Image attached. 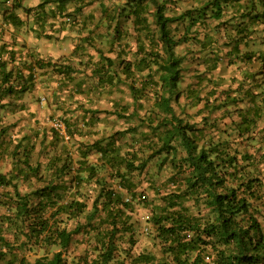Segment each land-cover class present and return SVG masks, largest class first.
<instances>
[{"label":"trees","instance_id":"obj_1","mask_svg":"<svg viewBox=\"0 0 264 264\" xmlns=\"http://www.w3.org/2000/svg\"><path fill=\"white\" fill-rule=\"evenodd\" d=\"M120 1L117 17L129 19L138 35L132 54L124 53L128 43L116 50L121 38L119 32L111 40L103 41L98 33L100 25H91L92 12L86 8L97 0H0V109L7 108L12 101L22 100L27 106L35 85H47L49 81L58 87L52 91V98L60 99L63 104L68 96H87L85 103L76 104L80 115H84L82 110L93 111L86 124L96 123L99 115L136 116L148 103L149 111L140 118L142 124L147 121L145 129L150 131L151 140L156 139L148 145L151 148L161 141L158 149H151L142 159L135 152H127L126 156L118 154L115 134L119 132L104 135L93 143H78L75 135H80V131L74 126L79 118L69 116L73 112L64 107V124L73 142L71 150L63 146L65 142L60 141L54 130H49L48 143L53 148L47 153L45 163L48 175L43 176L41 164L30 161L35 145L30 143L29 136L18 138L11 150L17 157L15 164L8 174L0 172V264H81L80 258L69 263L63 250L85 227L94 229L98 240L105 236L98 248L97 264H108L113 258L115 236L130 231L128 220L133 212L121 196L127 191L124 189L129 181L125 173L141 170L150 158L162 152L175 153L174 146H170L175 139L185 156L180 164H172L176 171L166 180L171 188L164 194L156 192L158 204L155 206L152 200L146 215L151 223L147 230L152 228L154 236L164 245L163 256L155 260L153 256L138 254L133 263L264 264V234L253 212L264 178V127L256 130V122L264 117V50L258 49V54L247 50L249 45L260 44L255 24L264 25V0H245L244 4L233 0L232 10L239 14L226 21L224 7L230 0H196L197 6L173 14H168L167 8L172 0ZM176 1L174 7L179 2ZM98 5L102 17L111 22L113 14L108 13L104 2L98 0ZM148 5L152 6L151 11L146 9ZM17 10L26 18L31 15L32 21L27 26ZM209 20L231 24V35L225 42L230 46L228 54L248 64L258 63V69L245 72L236 86L210 91V96H214L212 101L205 97L206 115L202 121L207 122L215 111L223 109L229 122H224L226 129L219 136L199 143L197 139L203 137L205 123L198 127L184 122L172 106L173 98L178 95L183 59L176 48L193 39L198 40L200 49L208 46L218 49L206 30ZM178 22L185 25L181 36L170 30V25ZM198 25L202 31L196 36ZM29 32L51 41L77 39L82 44H76L67 57L42 60L26 44L24 37ZM98 42L107 46V54ZM71 58L77 63H70ZM86 75L91 86L85 84ZM120 87L127 90L130 103L120 104L116 93ZM101 88L111 91L112 110L85 108L91 104L89 93L96 94ZM32 105L30 102L27 115L20 112L28 118L42 120L51 114L50 111L43 117L38 114L36 104L33 108ZM4 123L0 121V153L14 143L9 132L14 124ZM136 130V127L127 128L120 133ZM258 134V147H253L258 143ZM41 136L43 144L48 135L43 132ZM181 171L185 173L183 177ZM32 177L41 185L22 191L18 181L25 183ZM93 192L97 194L91 199ZM186 201L191 204L185 205ZM99 212L105 214L104 218H97ZM95 218L96 224L92 222ZM81 219L84 223L79 222ZM69 221L75 222L72 229L67 226ZM103 223L106 227L100 230ZM51 247L58 249L50 254L45 252ZM34 249H43L45 253L29 261L26 252Z\"/></svg>","mask_w":264,"mask_h":264},{"label":"rangeland","instance_id":"obj_2","mask_svg":"<svg viewBox=\"0 0 264 264\" xmlns=\"http://www.w3.org/2000/svg\"><path fill=\"white\" fill-rule=\"evenodd\" d=\"M108 8V13L113 14L111 22L107 23V19L102 17L98 0L97 2H93L90 7L88 6L86 9L92 12L93 22L92 24L100 25L98 29L99 36L103 41L111 38H114L117 32L121 34V38L119 39V44L116 45V50L119 48H123L126 46L125 44H129L126 48L124 47L125 52H132L135 50V41L137 38V34L135 32L134 25L129 19H124L121 15L117 17V13L120 9L118 5V0H101ZM124 0L120 2L123 3ZM172 0V5L167 4V8H169L168 14L173 13H181L188 8H193L197 6L198 1L196 0H177L179 2L175 3L176 7H174ZM241 2H245V0H240ZM233 0L227 2L224 7L223 20L226 21L229 18H236L239 13H234L235 10L233 8ZM148 11H151L153 8L151 5L146 7ZM176 9V10H175ZM1 12V9H0ZM17 14L22 15L24 22H26V26L31 19V15L26 18L24 14L20 10L16 11ZM21 12V13H20ZM235 14V15H234ZM116 19H118V23L115 26ZM51 22V21H49ZM59 22V20L57 21ZM226 24V27L224 26ZM1 25V24H0ZM71 25V24H70ZM115 26V27H114ZM184 23L178 22L170 25V30L172 34L176 36H181L184 32ZM229 23H218L217 21L209 20L208 26L206 27L209 39L214 41L215 47L218 49H214L212 47H207L205 49H200V44L197 43L196 40L190 39L184 45L176 48L177 54L182 57V73L180 77V82L177 87L178 95L173 98L172 106L176 112V114L183 119L184 122H188L189 124H196L198 127L204 126L203 137L197 139V142H204L209 137L216 138L220 135L221 131L226 129L224 122L228 123L229 118L224 116V110H218L214 112V115L210 116L207 122L202 121V116L206 115L205 111H203L204 99L206 96L210 98V101L213 100L214 96H210L209 92L216 90V92L221 89L227 88L229 85L236 86L240 83L244 77L245 72H256L258 69V63L248 64L247 62H243L240 59H235L232 55H229L230 46H226L228 41V37L231 35ZM258 28V24H255ZM202 31V27L200 25L196 26V36H198V32ZM3 36V35H2ZM1 37V34H0ZM0 41L1 38H0ZM9 42V41H8ZM121 42V43H120ZM225 44V45H224ZM257 44V43H256ZM99 48L103 49V52L107 54V46L101 45V42H98ZM264 50V44L261 48ZM217 50V51H216ZM244 50V49H242ZM246 50V49H245ZM249 52H256L258 54V46L257 45H249ZM217 62L214 60L217 57ZM113 56V55H112ZM88 77V75H86ZM258 80V79H257ZM260 80V79H259ZM88 82L89 86H91V81H85V84ZM36 83L38 81L36 80ZM47 85L38 86L39 93L37 96L33 95L32 100H27V106L24 101L21 100L14 102L12 101L7 108L0 109V121L5 122L4 124H14L11 127L9 132L11 131V135L13 136L14 143L8 146L6 151L0 153V172L9 173L12 169V165L15 164L16 154L13 155L11 150L18 138L23 135L29 136L30 143L35 145V149L31 154V163L35 164L39 162L42 166L41 173L43 176H47L48 172L45 168V163L47 159V153L52 151L53 145H50L48 142L50 140V135L48 134L49 130H54L50 123L52 119L60 120L64 124V112H63V102L60 99L52 98V91L54 89L58 90L57 83L51 84V82H47ZM45 84V83H44ZM88 86V85H87ZM86 86V88H87ZM35 87L34 89H36ZM102 90H98L96 92V97L100 98L102 102L101 109H107L108 111L112 110L111 107V91L106 90L105 88H101ZM116 91L117 97L120 99V104H124L126 102L130 103V99L128 96V92L126 89L117 88ZM119 91V92H118ZM255 92H258V88L255 89ZM32 95V94H31ZM114 95V92H113ZM59 96L60 93H59ZM43 103L41 102L42 100ZM201 99V101L199 100ZM200 101V102H199ZM30 102L35 105L39 104L40 109H44L47 112L51 111V114L44 118L43 120L35 117L28 118L23 115L26 114V109ZM21 106V107H20ZM114 109V108H113ZM20 111H23L20 112ZM132 109L130 108L127 113L131 114ZM149 111V105L146 103L143 109L139 110L136 116H129L123 118L124 114L120 117H116V115L112 116H103V122L107 123L108 126H111V130L104 131V135L119 132V134H115L117 139L116 150L120 156H126V153L135 152L139 159H142V156H147L152 150L158 149L161 144V141L157 144L151 146L149 143L156 142V139L151 140L150 131L146 130L147 121H144V124L141 123L140 118H144L145 113ZM203 111V112H202ZM27 115V114H26ZM234 119H238L236 115H233ZM106 119V122L105 120ZM16 122V123H15ZM65 126V124H64ZM136 127L137 130L135 133H125L121 134L123 130L127 128ZM264 127V117H262L259 122H256V130L259 131L260 128ZM55 131V130H54ZM230 131V130H229ZM47 133L46 141L41 144L40 140L42 138V133ZM56 132V131H55ZM160 132V131H157ZM59 136L60 141L61 137ZM144 134H148L149 137L144 138ZM258 134V143H256L253 147H258L259 144ZM198 143V144H199ZM63 144V143H62ZM66 148L71 150L70 141L63 144ZM171 147L174 146L175 153H160L150 158L144 165L141 170H128L125 174L128 176V183L125 185L127 191H124L121 196L123 200L127 203V208L131 209L132 215H129V224L130 231L128 232H120L115 236V249L113 253V258L108 264H134L133 258L138 254H145L153 256L155 260H159L163 256V247L164 245L159 242L157 236H154L152 232V228L148 229L151 226V223L147 221L150 220L149 215L150 212V204L152 205V200H154L155 206L158 204V200L156 196V192L159 191L160 194H164L171 187L167 186L166 180L167 178L175 173L174 164H180L182 159L185 156L184 149H182L181 144L178 140H173L170 144ZM67 150V149H66ZM253 150V149H251ZM67 152V151H66ZM173 157V160L171 158ZM137 163V162H135ZM187 170V169H186ZM185 175L184 172L181 171ZM20 183V188L22 191H28L36 186H40L41 183H37L33 177L30 180H27L25 183ZM129 189V190H128ZM85 195L87 191H85ZM97 193H92L90 198H94ZM142 195L145 196V199H139ZM91 200L88 202L90 205ZM185 205H190L189 201L184 203ZM257 208L253 210L254 215L257 217V220L260 223L261 229L264 234V178H263V188L260 190V199H258V204L256 203ZM256 207V206H255ZM87 210H90V206H88ZM105 214L103 212H99L98 217L104 218ZM95 218L92 220L94 224L98 222V219ZM80 223H84V219L79 221ZM75 225L74 221H69L67 224L69 229H72ZM106 224L103 223L99 227L101 230L105 228ZM85 227L77 236H73V240L67 249L63 250V255L69 263H72L76 258H80L81 264H97L99 262L98 257V248L101 245V241L105 236H102L100 240H98L99 236H94L95 230L92 228ZM57 247L49 248V254L53 251H56ZM43 249H34L33 251L26 252V256L29 261H32L36 256H41L43 253ZM48 250V249H47ZM78 259V263H80Z\"/></svg>","mask_w":264,"mask_h":264},{"label":"crops","instance_id":"obj_3","mask_svg":"<svg viewBox=\"0 0 264 264\" xmlns=\"http://www.w3.org/2000/svg\"><path fill=\"white\" fill-rule=\"evenodd\" d=\"M33 1V0H31ZM38 1V0H35ZM36 3V2H35ZM235 15V14H234ZM257 28V27H256ZM75 34V31H73ZM30 34V35H29ZM29 34H26V38L24 37V39H26V44L27 46H29L31 48V52L38 58V59H42V60H55L58 59L60 57H67L71 54L72 50L76 47L77 43V39H73L72 41L70 40H58V41H51V40H47L44 39L41 36H38V34L36 33H32L29 32ZM258 49H261L263 47L264 44V25L262 26L261 24H258ZM82 44V43H79ZM84 46H88L86 44H83ZM89 49V47H88ZM70 63H72L74 65V63L77 61L74 60V58H71ZM75 63V64H76ZM89 73V72H88ZM86 81L89 80V77L84 78ZM35 87H37L36 89H33V91L30 93L32 95H30V99L32 100L33 95L37 96L39 93V87L35 85ZM75 94V93H74ZM112 95V94H111ZM89 96L91 98V104L90 105H86L85 108H90V109H98L101 110L102 107V102L100 101V98L96 97V95L94 93H89ZM87 96L85 94H75L73 95V97H67V101L66 103L63 105V108L65 107V110H70L73 113H69V116L72 117H77L79 118L78 121L75 123V128L76 130L80 131V135H75V141H77L78 143H93L95 140L100 139L101 137H104V131H109L111 130V126H108L107 123L103 122V118L99 115L98 117V121L96 123H89L86 124L85 121L90 117L91 114H93V111H83L82 110V114L84 115H80L81 111L78 107H76V104L83 102L85 103ZM42 100V98H41ZM42 103L44 102L43 100L41 101ZM38 105L36 104V108L38 110V114L42 115L43 117L48 114V112L46 110L42 109H38ZM35 105H32V108ZM40 107V106H39ZM35 108V110H36ZM36 116L38 117L37 113ZM106 122V119H104ZM73 142L70 141V145ZM76 144V143H75ZM93 156H90V161H93Z\"/></svg>","mask_w":264,"mask_h":264},{"label":"built area","instance_id":"obj_4","mask_svg":"<svg viewBox=\"0 0 264 264\" xmlns=\"http://www.w3.org/2000/svg\"><path fill=\"white\" fill-rule=\"evenodd\" d=\"M50 126L60 135L61 139L66 143L70 141V137L67 133L66 127L60 120H52L50 122ZM141 199H144L145 196L142 195L140 197ZM190 234H187V237H189Z\"/></svg>","mask_w":264,"mask_h":264}]
</instances>
